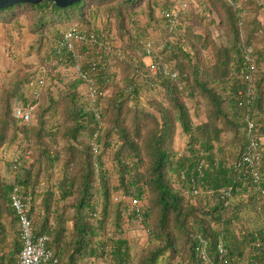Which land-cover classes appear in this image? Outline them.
<instances>
[{
  "label": "trees",
  "instance_id": "trees-1",
  "mask_svg": "<svg viewBox=\"0 0 264 264\" xmlns=\"http://www.w3.org/2000/svg\"><path fill=\"white\" fill-rule=\"evenodd\" d=\"M196 1L206 6L193 16L188 10L177 16L171 13L178 0H81L66 8L44 1L0 9L1 23L16 22L19 34L27 26L35 36L31 51L38 55V68L50 77V86L60 77L58 68L73 67L77 75L67 93L73 121L67 129L61 122L54 125L49 117L56 111L53 99L38 107L43 96H35L29 85L36 71L29 76L17 73L10 88H0V151L6 154L15 147L10 159L5 156L0 161L6 172L0 170V264H17L23 247L19 217L12 205L16 187L28 203L35 237H49L46 247L59 259L58 264H89L91 259L105 258L115 264H170L179 253L178 237L167 230L171 217L178 233H187L190 239L188 256L183 254L179 262L172 258L173 264H203L200 239L207 242L210 264H264V219L258 225L252 222L249 233L241 238L231 227L234 219H242L243 205L236 204L237 200L248 199L245 206L264 216V0ZM159 8L165 38L151 42L149 28L158 21ZM140 14L148 17L144 26L138 22ZM114 19L125 38L123 44L116 42L117 35L113 37ZM71 25L87 36L63 45ZM215 31L222 32L223 43ZM5 40L6 53L12 57L14 40L9 32ZM149 42L151 56L159 64L157 71L146 61ZM110 66L121 71L120 83L113 80ZM88 78L97 93L94 108L81 103L78 91L83 84L87 87ZM48 81L45 78V89ZM146 88L164 95V100L151 103L155 112L143 102ZM109 89L112 94L106 103ZM194 99L205 102L207 118L199 123L188 105ZM18 107L31 109L30 122L16 117ZM96 108L101 116L108 113V121H98ZM250 121L262 152L258 170L263 180L259 183L243 162L250 144ZM179 127L187 137L183 152L175 147ZM61 138L66 141L63 147ZM225 146L230 148L224 151ZM108 150L114 151L119 181L114 187L102 158ZM62 153L65 174L56 188L60 197L53 183L41 192L40 177L55 168ZM114 191L132 203L130 207L122 201L119 213L129 222L137 220L149 232L153 229L164 245H148L135 259L123 236L120 216L113 220L114 231L106 232ZM187 194L216 198L217 203L203 211L220 228L210 229L203 220L187 226L186 216L197 209L187 204ZM37 196L43 198L39 205ZM62 200L68 204L58 207ZM68 208L76 234L70 243L65 234Z\"/></svg>",
  "mask_w": 264,
  "mask_h": 264
},
{
  "label": "rangeland",
  "instance_id": "rangeland-1",
  "mask_svg": "<svg viewBox=\"0 0 264 264\" xmlns=\"http://www.w3.org/2000/svg\"><path fill=\"white\" fill-rule=\"evenodd\" d=\"M205 6L206 5H204L200 1H196V0L191 1L190 2V8L187 11L188 15L193 16L195 13L201 12ZM161 12L162 11L159 8L157 10L158 21L156 23L154 22L155 26L149 28V32H150L149 39L151 40V42L160 41L161 38L162 39L165 38L163 30L161 29L162 27L160 25V21L162 18L160 16ZM102 17H105V16L103 15ZM22 19H23V21H26L25 17L24 18L22 17ZM137 19H138V22L140 23V25H142V26L146 25V23L148 22V17L145 14H140ZM114 21L115 22L113 24L114 25L113 26L114 27L113 28V37L114 36L116 37V35H117V37H116L117 41L116 42L118 44H123V42H125L124 41L125 38L124 39L122 38L121 32L119 31L120 29L118 28V25L116 24V20L114 19ZM15 24H16V22H12L8 26L13 25V27H14ZM221 33H222L221 31H215V37L218 39L219 43L224 42V39L220 38L222 35ZM123 36L127 37V34L123 33ZM14 39H16L17 42L14 43V41H13V43H14L13 48L14 49H13L12 57H7L5 55L4 44L3 43L0 44V88L1 87L7 88V89L10 88L14 82L15 74L22 73V72L26 73V75L29 76L33 72L36 71L34 74L39 75V76H43L44 78H46V83H47V81L50 79V77H47L48 74L45 76L44 70L38 68L39 62H40L38 55L31 51V49H32L31 47L33 46L34 40L31 42V40L28 39V37H14ZM57 72L60 73L59 79H56L54 82H52L51 86H50V80H49L48 81L49 84L47 86V89H45L44 86L39 89L38 93H39V95H42L43 97H42V101L38 105V107H43L44 105H46L48 103V101L50 99L51 100L53 99L52 101L57 103L56 105H54V109L56 111L53 114H50L49 117L51 118V121L54 125L61 122L64 125V129H67L73 125L72 117H71L70 111L68 109L70 102H69V96H67V93L69 92V85L73 83V81L77 75H76L73 67H70V68L62 67L61 69L58 68ZM109 73L112 75V78L116 83H120L121 71L117 67L115 68V66H110L109 67ZM25 78H28V77H25ZM33 78H35V76ZM94 90H95V88L93 90H90L88 84H87V87L83 84L78 90L80 92V94L82 95L81 103H84L85 107H87V108H92V107L94 108L95 104L98 102L97 93H95V95L91 96V94L94 92ZM111 94H112V89H109L106 91L105 96H104V98L106 99V103H107V99L109 98V96ZM163 96L164 95H160V93H158L155 89H149V88L147 89L146 88L144 91V95H143V97H144L143 102L145 103V105L149 111L155 112V108H153L151 103H154V100H156V101L164 100V99H162ZM188 105L190 106L191 114L197 123H199L202 119L207 118L205 102L203 100H201V99L188 100ZM107 115H108V113L106 115L102 116L101 120L108 121ZM33 122L36 123L35 115H34ZM53 124H49L48 126L51 127ZM58 136L60 137L59 134H58ZM61 139H59V142H60L61 147H63L66 144V141L63 139L61 140ZM186 141H187V137L184 135V133L182 132V129L179 127L178 131L176 133V136H175V147H176V149L180 152H183L185 147H186ZM14 148L15 147H11L9 152H7L6 154L5 153L3 154V152L0 151V157H2V158H0V161H3L5 156L10 159V157L13 155V152L15 151ZM228 148H230V147L225 146V148L223 150L225 151ZM216 149H217V151H220L221 150L220 145H217ZM218 149H220V150H218ZM27 156H29V155L28 154L25 155L26 159H28ZM64 156H65V153H62L61 159L58 160L55 168L52 171H49L48 173L44 172L42 174V176L40 177V182H41L40 191L41 192H43L45 190V188H47L49 183H53V188H55L54 191L56 192V196L60 197L61 194H60V192L57 191L56 188H57L58 182L62 179V177L65 174V158H64ZM102 158L104 159L105 169L108 170L109 175H110L109 180L112 183L111 186H113V187L117 186L119 181H118V176H117V172L115 169L116 163L114 160V151L108 150V151L103 152ZM3 166L4 165L1 162L0 163V170L3 172L4 175H6L5 174L6 172H4L5 168H3ZM194 193H196V191ZM42 199H41V196H39V197L37 196V198L35 199V203L37 205L41 204ZM247 200L248 199H245L241 202L237 200L236 204H242L243 205V206H241L242 212L240 213V215L242 216V219L239 221H237V219H234L233 223L231 224V227L233 229L232 230L233 233H235V235L238 236L239 238L243 237L246 234V232L248 231V228H250L252 226V224H251L252 222H255V224L258 225V224H260V221H258V220L261 218H262V220L264 219V216L258 215L260 213L256 212V210L252 209L251 207L245 206V203H246L245 201H247ZM122 201H124L123 202L124 205H127V206L129 205L131 207L132 203H131L130 198H124V200H123L122 193L120 191H114L112 196H111V203L109 205V215H108V222L109 223L107 225L106 232L109 233L110 231H114L115 224H114L113 220L120 216L121 220L124 222L123 223L124 224L123 236L126 239H128L129 244L131 246V253L135 257V259L139 258V255L144 253V251L148 245H151L152 248L157 247V245H159V244L164 245L162 240H159L155 237V235H154L155 231L153 229H151V231L149 232L144 227V225L137 222V220L133 221V222L132 221L129 222L127 216L119 213V210L120 211L123 210ZM186 201H188L187 204H191V205H194L195 207H197V209L194 212L189 213L186 216L187 221H188L187 226H189L188 223H190V222L192 223V221L199 222L200 220L201 221L203 220L204 224L207 225L208 227H210V229L211 228H213V229L220 228V225L213 219V217L205 214L203 211L204 208L207 209V208H209V207H211L217 203V200L215 197L206 196L204 194H201L199 196H192L190 194H187ZM261 201L263 202L264 199H261ZM66 202H67L66 200H62L61 202H58V207L63 206L64 204H66ZM257 203H258V205H260L259 200H257ZM67 204H68V202H67ZM55 208H56V206H55ZM69 210H70L69 208L66 210V213L70 216H69L68 222L65 223V228H66V230H68V232H66L65 234L67 236L66 238H67L68 242L70 243L72 240H74L76 238V234L72 230V225L74 224V220L71 219V214H70ZM53 213L55 215L56 212H53ZM97 219H94V221H96ZM91 220L93 221L92 218H91ZM170 220H171L170 226L167 228V230L170 229L172 231L173 236L175 235L179 239L177 241V243H175L178 247L179 253H178V255L172 256V258L176 259V261L179 262L181 260V256H183V254L186 257L189 254L190 239L187 237V236H189V234H187V233L179 234L178 233L179 229H178V226L176 225L174 219L171 217ZM54 222H55V220L52 221V224H54ZM157 224L158 223L156 222L154 225H157ZM190 229L192 231L194 229V227L191 225ZM247 233H249V232H247ZM105 234L102 236L103 239H105L107 237V233H105ZM168 252L170 253L171 251L169 250ZM172 258L170 260V264H173ZM89 264H115V263L113 261H111L110 258H105V259H91ZM163 264H168V263H163ZM177 264H179V263H177Z\"/></svg>",
  "mask_w": 264,
  "mask_h": 264
},
{
  "label": "built area",
  "instance_id": "built-area-1",
  "mask_svg": "<svg viewBox=\"0 0 264 264\" xmlns=\"http://www.w3.org/2000/svg\"><path fill=\"white\" fill-rule=\"evenodd\" d=\"M193 0H178L175 9L171 13L174 16H177L180 11L185 12L190 8V2ZM87 34L77 28L75 25H71L65 32V42L63 45H69L72 41L80 42L85 39ZM108 52L112 50L110 46L106 48ZM148 56L146 61L148 65L151 66L153 71H157L159 69V64L154 61L151 56L152 49L151 44L149 43L147 46ZM122 50L120 49L117 54L120 55ZM246 58L250 61V71H255V64L253 60L250 58L248 54ZM45 75V74H44ZM89 89L93 90L95 87L94 81L88 78ZM45 78L43 76L36 75L35 78L31 79L29 85L32 88V91L35 96H39V89L44 85ZM96 91L91 94V96L95 95ZM96 117L98 121L102 122V116L100 110L95 109ZM15 115L17 118L22 119L25 122H30L32 120V111L30 108H21L18 107L15 109ZM101 127V125H100ZM255 124L253 121L249 122V132H251L250 144L247 148L245 155L243 156V162L248 164V166L252 170V174L254 177V181L259 183L263 180L262 174L259 172V167L262 162V152L259 147V135L256 133ZM29 159V156H27ZM264 193V189H263ZM225 194H228V190L225 191ZM12 205L17 212L19 217V224L22 233V241L23 247L19 253L17 264H58L59 259L53 255L52 251L46 247V242L49 240L47 235L35 237L34 229H33V221L29 215L28 203H26L22 196L19 193V188L16 187L12 194ZM200 258L203 261V264H210V259L206 250L207 242L203 239H200ZM219 248L222 251L223 247L219 244Z\"/></svg>",
  "mask_w": 264,
  "mask_h": 264
},
{
  "label": "crops",
  "instance_id": "crops-1",
  "mask_svg": "<svg viewBox=\"0 0 264 264\" xmlns=\"http://www.w3.org/2000/svg\"><path fill=\"white\" fill-rule=\"evenodd\" d=\"M25 22V21H24ZM9 24H3L0 22V44L3 43L4 44V51H5V55L7 57H10L7 55L6 53V34L9 32L11 34V36L13 37L14 43L17 42L16 39H14V37H28V39L31 40V42L34 39V35L29 31V28L27 26L23 27L20 34L16 31V29L13 27V25L8 26ZM9 30V31H8ZM8 31V32H7Z\"/></svg>",
  "mask_w": 264,
  "mask_h": 264
},
{
  "label": "water",
  "instance_id": "water-1",
  "mask_svg": "<svg viewBox=\"0 0 264 264\" xmlns=\"http://www.w3.org/2000/svg\"><path fill=\"white\" fill-rule=\"evenodd\" d=\"M44 1L54 2L60 8H66L81 0H0V9L11 7L19 3L40 4Z\"/></svg>",
  "mask_w": 264,
  "mask_h": 264
}]
</instances>
